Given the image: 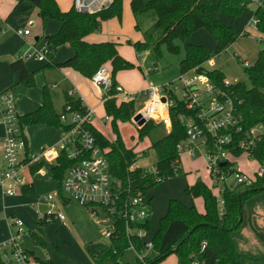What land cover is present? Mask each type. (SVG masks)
Masks as SVG:
<instances>
[{
  "label": "trees",
  "instance_id": "trees-1",
  "mask_svg": "<svg viewBox=\"0 0 264 264\" xmlns=\"http://www.w3.org/2000/svg\"><path fill=\"white\" fill-rule=\"evenodd\" d=\"M15 2L18 6L27 4L29 8H36L37 16L42 23L45 20H53L60 24L55 34L45 38V43L50 45L52 50L68 45L73 50V55L63 63L56 64V67L71 68L86 79H90L102 66L110 68L112 85L102 97V108L104 116L109 118L108 123L111 125L114 139L113 141L107 139L93 124H89L88 129L96 145L104 151L111 176L129 187L133 194L142 195H146L148 191L169 178L185 176L186 173L182 171L180 164L175 163L178 158V145L185 140V128L179 120L184 109L178 102L170 109L169 133L164 132L163 126L153 122H147L137 129L139 142L145 138L149 139V150L155 154L153 171L148 172L138 166L133 170L130 169L131 166L136 165L140 152L125 147L118 131V124H132L135 101L122 102L118 98L111 97L116 94V73L133 68V65L119 54L117 43L86 41L89 35L101 28L102 22L112 18L120 21L121 0H113L108 7L94 14L78 13L73 6L67 11H62L55 0H15ZM251 4H253L252 0H130L134 28L139 30L143 20L151 21V26L143 32V40L134 43L133 47L137 53L151 48L154 57L159 59L161 45L166 46L170 52H176L178 46L174 42L181 41L184 57L180 62L179 72L188 71L220 54L235 42L237 38L235 29L232 24L221 23L219 18L222 15L229 16L233 23L243 13H250L257 22L255 29L260 34L259 42H264V0H258V3L254 4V9H251ZM200 30H205L215 40L213 51L189 42L191 36ZM10 68L19 74V84L28 88L34 86V75L27 72L22 60L17 58L12 61ZM244 72L250 87L247 88L240 83L233 87L238 98L242 100L239 114L243 132L259 125L264 128V49L258 52L252 66L244 68ZM208 74L217 82L223 79L222 73L218 70ZM65 105L75 111L83 110L77 98ZM18 123L23 127L44 125L56 130L64 127L59 121V114L54 110L45 87L42 90V103L39 108L31 113L18 115ZM242 135L240 134L239 137ZM250 154L251 159L258 165L264 164V133L256 141ZM240 155L241 153L236 151V156L240 157ZM69 165V161L61 157L58 166L52 170L54 180L61 183ZM39 168L40 165L33 166L30 173L33 174ZM22 191L28 193L30 189ZM57 191L60 193L59 186ZM183 192L192 200L202 199L203 212H198L194 205L188 207L178 200H169L166 214L159 221V228L151 239L154 257L147 260L148 264H157L170 254H175L177 264H192L193 260L200 264H244V258L250 260L249 264H264L261 260L248 259L239 254L232 239V234L242 225L244 204L264 193V173L255 175L253 183L248 187L229 189L224 185L220 194L223 201L221 209L218 207L216 191L200 179L192 185H187ZM47 223L50 222L44 217L39 218L38 231ZM143 228L149 231V223ZM32 238L37 245L45 247L44 241L36 233L32 234ZM132 241L137 251L143 249L139 239ZM128 247L129 242L125 237L122 223L116 239L112 238L108 244L89 242L85 244L84 251L94 264H106L110 261L119 264ZM32 258L37 264H45L43 260ZM0 264H4L1 258Z\"/></svg>",
  "mask_w": 264,
  "mask_h": 264
},
{
  "label": "built area",
  "instance_id": "built-area-1",
  "mask_svg": "<svg viewBox=\"0 0 264 264\" xmlns=\"http://www.w3.org/2000/svg\"><path fill=\"white\" fill-rule=\"evenodd\" d=\"M112 2L113 0H72V6L78 13L94 14ZM252 2L256 4L258 0ZM256 24V20L252 18L251 25L255 27ZM0 31H3L2 27ZM15 33L21 38H27L30 36V29H16ZM52 52V47L47 43L37 46L34 42H28V49L18 55V59L49 64ZM243 66L249 67L247 61L243 62ZM212 68L210 58L193 69L179 72L173 81L160 87H149L143 92H127L117 85L116 94L111 98H118L122 102L134 100L136 103L141 96H145L143 106L140 103L138 108L135 107L131 123L140 128L133 121L134 116L140 115L145 124H159L167 133L171 131V107L176 106L177 102L183 106L184 113L180 114L179 120L185 128V140L178 145L175 163L180 164L184 153L190 158L199 156L205 163L211 187L216 191L218 207L221 209L223 201L220 194L224 185L229 189L248 187L253 183L255 175L264 173L263 165L247 174L240 171L236 163V151L248 160L251 159L250 153L263 135L264 128L259 125L243 132L239 114L242 100L233 89L235 84L226 79L217 82L208 74L213 71ZM90 80L102 97L112 85L107 66L99 68ZM68 95L75 98L76 90L73 89ZM77 99L83 110L75 111L65 105L59 114V121L64 127L57 130L56 142L33 152L28 148L23 126L18 123L13 92L6 90L0 93V125L3 127V135L0 137L1 195L13 197L24 189H30L32 183L28 177L33 166L40 165L33 174L43 175L45 166L52 164V173L53 168L58 166L59 159L64 157L70 165L65 170L61 183L58 182L60 193L56 191L37 199L33 203L37 206V212L47 222L55 220L64 223L65 215L56 203L62 206L67 201H73L88 211L100 236L107 240L102 244H108L112 238L116 239L123 223L125 237L129 242L128 249L135 254L136 262L148 264L147 260L152 258L153 245L151 240H143L150 231L143 226L148 223L147 207L151 206L150 199L140 193L133 194L129 187L111 176L104 151L96 145L88 129L95 111L87 108L80 97ZM108 121L109 118L103 116L101 123ZM240 134L243 135L239 137ZM135 167L133 165L130 169ZM10 226L16 229V237L0 243V258L4 264H28L30 256L17 243L24 233L23 222L13 218ZM133 239H139L143 244L141 251L136 250ZM106 264L114 263L110 261ZM192 264L200 263L193 260Z\"/></svg>",
  "mask_w": 264,
  "mask_h": 264
},
{
  "label": "rangeland",
  "instance_id": "rangeland-1",
  "mask_svg": "<svg viewBox=\"0 0 264 264\" xmlns=\"http://www.w3.org/2000/svg\"><path fill=\"white\" fill-rule=\"evenodd\" d=\"M58 7L62 11H67L72 7V0H55ZM130 0H121L122 13L120 21L116 18H112L102 22L101 28L88 36L90 42H103L110 41L118 44L119 54L128 62L133 65V68L122 70L116 73L115 79L119 84H122L125 89L130 92H143L149 87H160L171 81H173L179 74L180 62L184 57L183 43L181 41H175L174 43L178 46V51L170 52L166 46L161 45L159 50L161 57L156 59L151 51V48L144 52L137 53L133 47V44L143 40V32L151 26V21L143 20L140 24V29L134 28V21L129 6ZM36 9V8H33ZM228 19V25L231 24V18L229 16H222L221 20L226 21ZM4 27V26H3ZM236 33L235 42L229 46L226 50L211 58L213 68L211 70H218L222 73L223 79H226L232 84H243L247 88L250 87V83L247 75L244 72L243 62L247 61L249 66H252L256 59L257 54L260 50L264 49V42H259L260 34L257 33L254 26L251 25V17L249 13H243L237 18L233 24ZM8 28H6L7 30ZM244 33V34H243ZM190 42L199 44L205 47L209 51H213L215 48V40L205 30H200L192 35ZM84 81L83 100L87 108H95L96 113L92 117V122L97 130H99L107 139L113 141L114 134L111 129L110 123H101L103 120V108L100 106L102 100L101 93H98V88L91 82L90 79ZM72 91V89L70 90ZM69 91V92H70ZM68 92V93H69ZM14 95V93H13ZM54 108L57 114L63 111V92L55 93ZM80 94L77 93L76 96ZM53 101L54 97L52 95ZM74 98V97H73ZM145 96H141L135 103V107L138 108L139 104L145 99ZM17 112H20L17 106ZM20 114V113H19ZM137 127L130 123H119L118 131L120 137L127 148H134L137 152H140L139 159L136 161V166L147 170L148 172L153 171V164L155 162V154L152 150H149L150 141L145 138L142 142L138 140ZM165 133L166 129L162 128ZM24 133H26L30 139L35 142L37 140H44L46 144L44 147H49V144L55 142V133L51 130H43L38 126L23 127ZM54 144V143H53ZM37 150V149H36ZM36 152V151H34ZM181 163L184 171L187 173L185 176H178L175 178H169L161 182L158 186L146 193V198L155 202V211L152 212V205L147 207V220L150 222L151 230L147 232L143 240L150 241L153 235L159 228V221L165 216L167 209V202L161 203L158 200H165L167 197L178 200L186 206L194 205L197 210H202V202L200 199H191L185 196L183 190L187 184H190L191 180L194 179L195 174L192 171H186L185 169L197 168L200 172V176L205 179L211 185V179L203 164V161L199 156L190 158L187 153L181 155ZM237 167L244 173L251 174L258 168L257 162L250 159L248 160L244 155H241L236 159ZM52 165V164H51ZM51 165L45 166L47 179H40L38 176L33 178L34 182V198L33 202L37 199L46 196L49 193H55L58 187V182L54 180L50 174ZM264 166V164H263ZM153 196V197H152ZM170 199V200H171ZM33 202L29 200L17 199V197H4L0 194V229L7 230V237L4 242L10 237H16V229L10 226L13 218L20 219L23 222L22 229L24 233L18 238L17 243L22 251L35 252L37 257L46 259L48 254L51 253L53 245L60 243L61 247L72 254H78L76 246L73 241L76 242L80 249L82 243L86 240L87 231V217L85 212L87 210L81 206H78L73 201H68L66 205L60 206L58 202L56 205L65 215V225L62 226V222L55 221L56 225H53L44 231H42V237L48 246L49 250L42 249L40 246L33 244L31 239L30 231L33 228V224H36L37 219L42 217L41 213L37 212V206L33 205ZM158 203V205H157ZM89 215V214H88ZM90 221L98 231L92 217ZM50 223V224H54ZM49 224V225H50ZM237 233H234L232 239L236 242ZM95 240L99 243H106L107 240L100 236V233L95 234ZM1 241V242H3ZM0 242V243H1ZM241 248V247H240ZM240 251V253H239ZM238 251L239 254L249 256L243 249ZM154 257V254H151ZM32 258L29 257L28 264L32 263ZM244 264H249L250 260H243ZM119 264H137L135 254L128 249L125 254L119 260ZM157 264H177V257L175 254H170L162 261Z\"/></svg>",
  "mask_w": 264,
  "mask_h": 264
},
{
  "label": "crops",
  "instance_id": "crops-1",
  "mask_svg": "<svg viewBox=\"0 0 264 264\" xmlns=\"http://www.w3.org/2000/svg\"><path fill=\"white\" fill-rule=\"evenodd\" d=\"M254 7H255L254 3L251 4V9H254ZM37 13H38L37 9L29 8L27 4H21L18 6L15 0H0V27L3 28V31H0V93L6 90H11L14 93L16 109L17 106L18 109H20L19 110L20 112H17L19 116L27 113H31L39 108V106L42 103V90L44 87L47 88L53 105L55 103V97H56L55 93L63 92V98H64L65 93H68L71 89L72 90L75 89L76 94L77 93L80 94L79 96L75 95V98H79V97L81 98L82 97L81 95L84 96L83 83L84 81H87L86 78H84L83 76H81L79 73H77L71 68L68 67L60 68L55 66L56 64L63 63L73 55V50L68 45H64L53 50L51 62L49 63L52 64V66H47L46 63L37 62V61H25L24 65L27 72L34 75V86L28 88L23 86L22 84H19V74L11 70L10 63L16 60L18 58V55H20L21 53H23L25 50L28 49V42H34L35 45L41 46L43 43H45L46 37L55 34L60 28V24L53 20H45L44 23H42V21L38 18ZM222 16H220L219 18L221 23L228 25V19L226 21H222L221 20ZM249 16L252 19V15L250 13ZM234 22L235 20L233 21V23L231 22V24L233 25ZM27 27L30 29V36H28L27 38H21L18 35H16L15 33L16 29L27 28ZM6 28L8 29L6 30ZM87 38H86L87 42L94 43V42H90ZM97 43H101V42H97ZM107 68L108 70H110L109 67ZM115 81L117 85L120 86L122 89H124L127 92H130L127 89H125L122 84H119L116 79ZM52 86L54 87L52 88ZM98 93L100 92L98 91ZM52 95L54 97V101ZM65 103L66 102L64 99V104L62 107H64ZM100 104H101L100 106L102 107V101L100 102ZM90 109H94L96 113L95 108H90ZM92 124L94 125L93 122ZM36 126L43 129L44 131L45 130L54 131L55 140H57L58 133L55 128L46 127L44 125H36ZM27 127L31 128L32 126H27ZM2 135H3V127L2 125H0V137ZM24 135L27 139L28 148L30 149V151L38 152L41 148L44 147L43 144H46L44 140H37L33 142L26 133H24ZM53 143L51 145H53ZM203 164L205 166L204 161ZM180 166L182 171L185 172L183 169V165L181 163V159H180ZM185 170L189 171V173L194 171L193 173L195 174L194 179H192L190 184L187 185H192L196 180L200 179L203 183H205L208 187H210L209 183L200 176V172L197 168L194 169L189 168ZM42 172L43 175L31 174L28 177L29 181L32 183V187L30 188V191L28 193H24V191H21L20 193H18L13 197H17V199H21V200L26 199L29 200V202H33L36 199L35 198L33 200L35 195L33 178L38 176L40 179H47L46 168H44ZM49 172L52 176L51 171ZM170 199L171 198L167 197L165 200H158V202L161 203L162 201H164V203H166L167 201L169 202ZM196 199H200V198H196ZM200 200L202 202V199ZM168 202L166 205H168ZM67 203L68 201L64 203L63 206L66 205ZM151 205L153 212L155 211L154 209L155 202L152 201ZM197 211L200 213L203 212V202H202V210L201 211L197 210ZM84 212L87 217L88 226L86 231L87 238L82 243L81 246L82 249H80L76 244V242L73 241L74 245L76 246L78 254H72L71 253L72 251L69 252L64 247H61L59 243L58 245L52 244V249L50 250L51 253L48 254V257L46 259L42 257H37L35 252H32L33 253L32 257H36L40 260H43L45 264H94L90 256H88L84 251V246L89 242L99 243L97 240H95L96 237L95 234L98 231L97 229H95L94 225L92 224V221H90L91 216L88 213V211L87 213L86 211ZM37 223H38V219L36 221V224H33V228H31L32 230L30 231L31 233L30 237L33 241L32 234L36 233L37 236H39L44 241L42 237V231L56 224L55 223L50 224L51 222L47 223L46 225L42 226L38 231ZM148 223L151 230L150 222L148 221ZM62 226L67 227L65 223H62ZM235 233H237L236 234L237 243L234 242L236 250L239 251L240 249H243L245 253L249 254V256L245 255L246 258L258 259L264 262V193L254 198H251L244 204L242 210V225L239 228V230L236 231ZM233 235L234 233L232 234V236ZM6 237H7V230L4 227L3 229H0V242L5 240ZM33 244L39 246L34 241ZM40 247L42 249L45 248L46 251L49 250L46 243H45V247L42 246ZM31 264H37V263L35 262V260H32Z\"/></svg>",
  "mask_w": 264,
  "mask_h": 264
},
{
  "label": "water",
  "instance_id": "water-1",
  "mask_svg": "<svg viewBox=\"0 0 264 264\" xmlns=\"http://www.w3.org/2000/svg\"><path fill=\"white\" fill-rule=\"evenodd\" d=\"M64 99H65V102L67 103V102H69V101H71V100H73L74 98L73 97H71V96H69L68 95V93H65L64 94ZM162 101H164V99H162ZM133 121L137 124V126L138 127H142V126H144V124H145V121L143 120V119H141V117H140V115H136V116H134L133 117ZM44 208V207H43ZM29 256H33V253L32 252H26Z\"/></svg>",
  "mask_w": 264,
  "mask_h": 264
}]
</instances>
